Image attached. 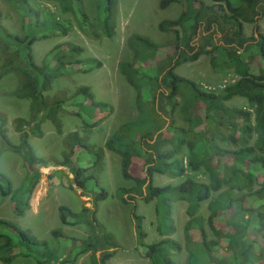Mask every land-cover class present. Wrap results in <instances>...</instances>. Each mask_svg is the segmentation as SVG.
<instances>
[{
  "label": "trees",
  "instance_id": "trees-1",
  "mask_svg": "<svg viewBox=\"0 0 264 264\" xmlns=\"http://www.w3.org/2000/svg\"><path fill=\"white\" fill-rule=\"evenodd\" d=\"M15 1L34 19V28H43L50 33L59 31L66 36L67 28L49 23L48 19L40 21L39 13L31 8L28 0ZM43 1H56L64 13L72 11L71 6L61 0ZM172 3H183L184 10L177 19L159 25L162 31L176 28L173 30L176 42L170 61L157 68L153 76L144 74L133 63L119 64L121 73L136 89L137 117L133 128L131 123L120 126L104 143L107 151L119 156L123 178L134 182L130 188H118L116 196L122 204H132L135 248L151 264H176L171 255L181 251V244L168 238L174 232L170 209L173 201L187 204L185 214L188 219L183 227L187 264H264V36L259 34L258 39L246 37L243 27L244 24L257 26L264 18V0H210V4L201 0L160 1L162 8ZM114 6V0H108L109 16L113 14ZM202 25L206 28L215 26L225 43L210 59L211 66L214 69L230 66L236 77L213 92L204 91L195 82L174 73L175 67L196 61L207 53L204 45L191 46ZM2 37L9 39L12 45L4 43ZM47 37L43 35L41 38ZM39 39H21L0 23V47L12 54L7 61H0V82L9 73L19 76L20 87L12 95L28 102L30 115L29 119L13 120V128L19 134V142L14 144L5 130L7 117L0 112V156L6 151L18 154L26 170L16 189H12L10 180L0 173V193L9 197L13 214L22 217L30 209L29 201L40 180V168L65 167L73 176L69 183L73 182L82 191H86L88 182L94 180L97 193L93 204L97 210L98 201L105 200L108 193L98 186L94 175L87 174L90 167L80 163L79 155L86 151L93 157L91 167L96 168L104 159L102 148L83 144L75 132L67 133L62 139L61 160L39 158L29 144L30 135L42 136L40 124L47 119L61 133L58 116L65 102L49 103L43 91L57 76L60 67L72 64L65 60L64 51L81 52V48L72 43L58 44L47 52L39 67L31 52V46ZM135 39L143 41L138 37ZM231 42L243 46L246 55H242L237 47L229 46ZM137 58L138 52L135 60ZM73 63L79 64V61ZM96 66L100 68L101 63L97 61ZM50 70L52 73L48 75ZM145 88L150 97L148 100L143 98ZM178 96L181 97L180 103ZM77 97H82L87 105L74 103L75 115L83 119L76 112L84 107L88 120H91L87 123L83 119L85 127L94 128L111 116L112 107L95 101L88 88L78 87L69 99ZM235 98L243 99L247 106L225 105ZM94 111L101 114L95 115ZM222 128L228 130L227 135ZM220 143L229 144L231 148ZM165 145H170L171 149H163ZM52 173L56 176L64 171ZM154 174L181 181L175 185L155 186ZM197 175L203 179L197 180ZM67 187L72 188L69 184ZM136 199L145 203L155 200L157 233L161 240L144 241L143 217L137 214ZM203 202H208V215L199 212ZM59 217L62 225L85 223L96 233L90 239L75 240L76 244L80 243V250L72 260L73 264L88 252L91 264H106L118 252L119 247L103 233L95 211L82 207L73 212L61 206ZM0 226L11 229L22 239V231L16 225L0 220ZM11 242L6 238L5 243L0 244V250H9ZM98 251L100 257L96 256ZM0 260L5 264L9 262L6 258Z\"/></svg>",
  "mask_w": 264,
  "mask_h": 264
},
{
  "label": "rangeland",
  "instance_id": "rangeland-1",
  "mask_svg": "<svg viewBox=\"0 0 264 264\" xmlns=\"http://www.w3.org/2000/svg\"><path fill=\"white\" fill-rule=\"evenodd\" d=\"M61 1L70 5L72 11L64 13L56 1L28 0L31 8L39 13L40 21L48 19L49 23L54 22L67 28L66 36L59 31L50 33L43 28H34V19L23 11L20 4L15 0H0V23L9 33L21 39L40 38L31 46L33 60L39 67L47 52L58 44L72 43L81 48L80 53L64 51L65 60L72 64L60 67L57 76L51 79L43 91V96L49 103L65 102L61 105V113L58 116L61 133H58L54 124L47 119L40 124L42 136L35 138L30 135L29 144L35 156L61 160V153L64 150L62 139L67 133L75 132L83 144L93 146L95 149L102 148L104 159L96 168L91 167L93 157L86 151L79 155V159L83 166L90 167L87 174L96 177L98 186L104 188L108 197L98 201L95 210L93 202L97 187L94 180L88 182L86 191H82L73 182L69 183L73 176L67 168L53 166L40 168V180L32 192L30 209L24 216L14 215L9 197H3L0 193V220L8 221L22 231L21 239L11 229L0 226V244H4L6 238H10L11 248L13 247L11 250H0V259H8L7 264H73L72 260L80 250V243L76 244L75 240H87L96 233L85 223L74 226L62 225L59 208L63 206L73 212H78L82 207L95 211L103 233L110 236L112 242L119 247L118 252L106 264H151L148 259L141 257L135 248L132 204H122L116 196L118 188H130L134 182L123 178L119 156L107 151L104 143L120 126L131 123L133 128L137 117L136 89L121 73L119 64L133 63L149 76L157 73V68L166 65L170 61L176 42L173 32L176 28L162 31L159 25L164 21L177 19L184 10L183 3H172L162 8L161 0H114L113 14L109 16L106 8L108 0ZM201 1L210 4V0ZM257 26L244 24L245 36L255 39L259 38V34L264 36V18L259 20ZM43 35L48 37L41 38ZM137 37L143 41H137L135 39ZM3 41L9 46L12 45L9 39ZM147 44L158 49L153 50ZM224 44L215 26L206 28L202 25L191 46L196 48L204 45L207 53L199 56L196 61L185 62L175 67L174 73L195 82L204 91L222 89L224 85L236 79L230 66L214 69L210 64V59L217 55V48ZM229 46L237 47L242 55H246L243 46L238 47L234 42ZM137 52L139 58L135 60ZM11 55L8 49L0 47V61H7ZM75 61H79V64L73 63ZM97 61L101 63L100 68L96 66ZM52 64H55V61ZM47 73L50 75L52 70ZM19 87L20 78L16 73L7 74L0 82V112L7 117L5 130L14 144H18L19 134L13 128V120L29 119L30 116L28 102L12 95ZM78 87L88 88L95 101L104 102L113 109L111 116L94 128L83 125L84 120L87 123L91 121L88 120L84 107L76 112L80 113L84 120L74 113L77 109L74 103H84V106H87L82 97L69 99ZM142 94L145 100L150 99L146 88L142 90ZM177 101L180 103V96L177 97ZM225 105L238 108L247 106L243 99L238 98ZM94 112L95 115L101 114L99 111ZM221 131L225 135L228 133L224 128ZM220 145L231 148L229 144ZM163 149H171V146L165 145ZM57 170H63L64 173L52 175V172ZM0 173L10 180L12 189H16L26 173L20 156L9 151L2 153ZM196 179L203 178L197 175ZM179 181L181 179H169L158 174L153 176L155 186L175 185ZM68 184L72 186L71 189L67 187ZM136 203L137 214L143 217L142 224L146 233L144 241L153 243L161 240L162 237L157 233L155 200L145 203L141 199H136ZM207 204L208 202H203L200 206L199 212L203 215H208ZM186 207L187 204L180 201H173L170 206L174 232L168 238L178 241L182 246L179 253L171 255L176 264H187L188 252L183 233L184 224L188 219L185 214ZM53 232H57L56 235ZM262 233L264 234V230ZM100 254V251L96 252L97 257H100ZM90 255L88 252L79 256L74 264H91ZM0 264L5 263L0 260Z\"/></svg>",
  "mask_w": 264,
  "mask_h": 264
}]
</instances>
